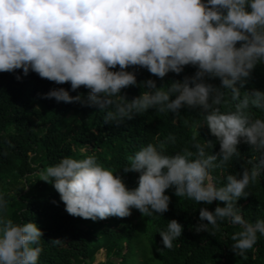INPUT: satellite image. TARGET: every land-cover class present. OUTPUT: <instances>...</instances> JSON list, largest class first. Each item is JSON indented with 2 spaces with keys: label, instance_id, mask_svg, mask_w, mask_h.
Here are the masks:
<instances>
[{
  "label": "clouds",
  "instance_id": "1",
  "mask_svg": "<svg viewBox=\"0 0 264 264\" xmlns=\"http://www.w3.org/2000/svg\"><path fill=\"white\" fill-rule=\"evenodd\" d=\"M261 61L264 0H0V73L22 69L27 76L31 70L58 85L70 83L71 91L83 86L90 90L86 100L70 96L63 88L50 90L44 98L99 109L114 105L105 123L132 119L153 108L177 115L182 107L200 109L219 142L216 155L205 153V146L213 148L211 141L195 144L194 160L187 149L168 156L148 144L129 157L130 166L123 168L125 173L139 174L133 190L97 164L94 156L65 157L41 171V181L52 184L65 211L93 221L128 217L131 208L151 217L168 211L170 197L164 193L174 187L176 196L197 203L224 202L214 211L201 208V222L195 229L207 232L211 225L218 230V219L225 218L240 225L242 230L232 236V251L240 256L256 244L257 233L264 235V220L249 223L235 206L239 198L247 197L244 190L264 169V119H252L245 111L250 106L264 109V93L253 90L241 97V88ZM187 65L197 68L195 75L173 81L166 91L149 79L142 85L147 90L130 102L119 95L121 89L137 83L135 74L125 71L129 66L145 68L162 79L169 72L179 75ZM117 66L118 71H110ZM216 78L219 87L206 83ZM226 92L238 102L235 111L222 113L218 106ZM241 139L260 153L258 163L243 168L239 178L227 175L223 187L205 183L210 180V168L239 157ZM217 159L220 164L214 165ZM7 207L0 196V210ZM181 233L182 225L170 220L167 231L159 233L164 248L171 249ZM42 235L35 223L0 221V264H37Z\"/></svg>",
  "mask_w": 264,
  "mask_h": 264
},
{
  "label": "trees",
  "instance_id": "2",
  "mask_svg": "<svg viewBox=\"0 0 264 264\" xmlns=\"http://www.w3.org/2000/svg\"><path fill=\"white\" fill-rule=\"evenodd\" d=\"M236 46H240L239 42ZM118 70L119 66L110 69ZM125 71L134 73L137 81L135 86L123 88L119 93L130 102L147 90L142 86L144 81L151 79L157 88L163 86L166 91L173 81L193 77L197 68L187 65L179 75L169 72L162 79L139 66H129ZM17 76L21 77L19 81ZM206 83L220 86L218 78ZM59 88L67 90L70 96L80 95L83 100L89 92L83 86L71 91L70 83L58 85L31 70L27 76L22 69L0 73V196L8 202L7 209L0 210V221L11 219L13 224L37 225L43 233L37 264H92L101 249L106 252L103 264H264V235L257 233L256 244L243 256L236 255L232 251L235 243L232 236L242 230L240 225L225 218L218 219V230L211 225L207 232L197 233L195 229L201 222V208L214 211L218 205L224 207V202L197 203L187 196H176L174 187L165 190L170 203L163 214L144 217L131 208V215L125 218L93 221L69 215L52 184L41 181V171L65 157L82 160L94 156L97 164L119 176L126 188L133 190L138 186L139 174L125 173L123 168L130 166L129 157L148 144L168 156L183 154L187 149L193 153L189 157L192 160L197 158L195 144L204 146L211 141L214 146L212 149L205 146L206 155H216L220 149L200 109L182 107L177 115L153 108L132 119L105 123L107 112L115 111L114 105L99 109L44 98L50 90ZM253 90L264 93V61L252 70L241 88V97L243 92ZM111 99L121 102L118 97ZM237 102L226 92L218 107L222 113L235 111ZM245 111L252 119H264V109L250 106ZM237 151L239 157L210 168V180L205 183L223 187L227 175L239 178L243 168L251 169L258 163L260 153L242 139ZM213 164L219 165L220 160ZM244 191L247 197L239 198L235 204L240 209L237 214L249 223L264 220V169ZM173 219L182 225V233L173 240V247L167 249L159 233L167 231V224ZM57 239L61 241L59 244L50 242Z\"/></svg>",
  "mask_w": 264,
  "mask_h": 264
},
{
  "label": "rangeland",
  "instance_id": "3",
  "mask_svg": "<svg viewBox=\"0 0 264 264\" xmlns=\"http://www.w3.org/2000/svg\"><path fill=\"white\" fill-rule=\"evenodd\" d=\"M90 91V90H89ZM105 250L101 249L96 253L92 264H103L106 261ZM113 261V260H112Z\"/></svg>",
  "mask_w": 264,
  "mask_h": 264
}]
</instances>
